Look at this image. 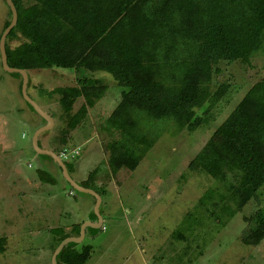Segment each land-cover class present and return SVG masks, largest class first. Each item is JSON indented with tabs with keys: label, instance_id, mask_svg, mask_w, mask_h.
I'll list each match as a JSON object with an SVG mask.
<instances>
[{
	"label": "rangeland",
	"instance_id": "374dc122",
	"mask_svg": "<svg viewBox=\"0 0 264 264\" xmlns=\"http://www.w3.org/2000/svg\"><path fill=\"white\" fill-rule=\"evenodd\" d=\"M7 14L0 0V31ZM217 68L219 73L205 84L209 94L213 96L221 84L229 85L214 106L205 103L196 113L202 116L207 110L206 125L176 131L170 121H147L134 108L140 134H155L156 129L160 133L133 171L115 173L107 166V145L120 137L107 130L105 119L118 103L121 88L103 72L57 68L27 72V96L53 122L38 136L43 150L57 148L63 127L58 96L51 90L75 86L78 78L106 86L59 151L62 162L71 167V180L100 197L101 227L94 233L87 228L75 246L76 251L90 246L85 264H264V238L256 246L239 240L251 227L245 220L256 209L264 210V186L229 219L227 189L199 170H187L249 86L264 79V46L250 58L249 66L220 62ZM81 103L76 99L72 112ZM44 124L21 97L20 78L0 65V264H50L58 239L75 237L74 226L91 221L93 198L72 190L56 164L31 148L33 133ZM39 172L47 173L53 184L40 181ZM206 191L208 199L200 203Z\"/></svg>",
	"mask_w": 264,
	"mask_h": 264
},
{
	"label": "trees",
	"instance_id": "16d2710c",
	"mask_svg": "<svg viewBox=\"0 0 264 264\" xmlns=\"http://www.w3.org/2000/svg\"><path fill=\"white\" fill-rule=\"evenodd\" d=\"M11 2L16 23L4 43L9 67L26 74L51 68L103 72L121 88L118 103L105 119L107 130L116 131L120 137L107 145L111 173L133 171L159 136L158 129L155 134H140L134 108L147 121H170L176 131L187 125H206L207 110L202 116L196 113L205 103L214 106L229 85L221 84L213 96L209 94L205 84L219 73L218 63L249 66L250 58L264 46V0ZM7 12L0 34L10 20ZM11 41L16 45L10 47ZM28 82L27 78V86ZM105 90L98 80L84 78H78L75 86L51 90L58 96L63 127L56 137L57 148L50 151L59 154L70 131L84 121ZM76 99L82 103L72 112ZM63 164L70 174V165ZM187 170H199L227 189L232 206L228 207L229 219L264 186V79L249 86L188 162ZM38 178L44 183L54 182L45 172H39ZM208 192L200 203L208 199ZM90 220L95 221L93 214ZM245 221H250L251 227L239 240L243 245L256 246L264 238V210L256 209ZM78 228L74 226V236ZM64 238L58 239L53 250ZM2 241L0 238V252ZM75 246H64L56 264H85L90 246L79 251Z\"/></svg>",
	"mask_w": 264,
	"mask_h": 264
},
{
	"label": "water",
	"instance_id": "95a60500",
	"mask_svg": "<svg viewBox=\"0 0 264 264\" xmlns=\"http://www.w3.org/2000/svg\"><path fill=\"white\" fill-rule=\"evenodd\" d=\"M3 1H4L5 6L7 7V9L10 12V20H9L8 25L3 29L2 33L0 34V65H1V69L8 74H18L20 76V78H21V84H20L21 97L32 108V110L45 122V124L42 127L37 129L33 133L32 138H31V148L36 155L47 156L50 158V160L53 163L56 164V166L61 171L62 178L70 186V188L72 190H74L78 193H82V194H86L88 196H91L94 200L92 211H93V215L95 217V221L84 222V223L80 224V226L78 228L77 236L64 238L63 240H61L57 244V246L54 248V250L51 254V257H50V264H56V256L64 246H66L69 243L76 245V244H79L80 242H82V240L84 238L85 230L87 228L95 230V229H99L101 227L102 220H101L100 215L98 213V207L100 204V197L93 190L84 188V187L76 184L74 181H72L67 170H66V168H65V166H64V164H63V162H62V160H60L58 155H56L52 151L40 149V147L38 146V142H37L38 136L41 133H43L47 130H50L53 126V122H52L51 118L48 115H46L37 106V104L35 102H33L27 96V93H26L27 74H26V72L22 69L11 68L6 63L4 43H5V38H6L7 34L14 27V25L16 23V11L14 9V6H13L11 0H3Z\"/></svg>",
	"mask_w": 264,
	"mask_h": 264
},
{
	"label": "built area",
	"instance_id": "2783aa9c",
	"mask_svg": "<svg viewBox=\"0 0 264 264\" xmlns=\"http://www.w3.org/2000/svg\"><path fill=\"white\" fill-rule=\"evenodd\" d=\"M62 156H63V153L62 152L58 154V157L60 158V160H62L61 159Z\"/></svg>",
	"mask_w": 264,
	"mask_h": 264
},
{
	"label": "crops",
	"instance_id": "0c3cea01",
	"mask_svg": "<svg viewBox=\"0 0 264 264\" xmlns=\"http://www.w3.org/2000/svg\"><path fill=\"white\" fill-rule=\"evenodd\" d=\"M85 235V234H84Z\"/></svg>",
	"mask_w": 264,
	"mask_h": 264
}]
</instances>
